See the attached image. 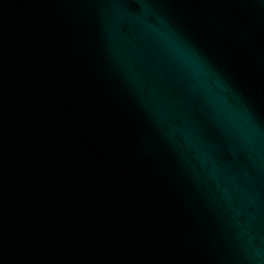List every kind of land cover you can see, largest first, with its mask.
I'll return each instance as SVG.
<instances>
[{"label": "water", "instance_id": "water-1", "mask_svg": "<svg viewBox=\"0 0 264 264\" xmlns=\"http://www.w3.org/2000/svg\"><path fill=\"white\" fill-rule=\"evenodd\" d=\"M0 264H264V0H0Z\"/></svg>", "mask_w": 264, "mask_h": 264}]
</instances>
